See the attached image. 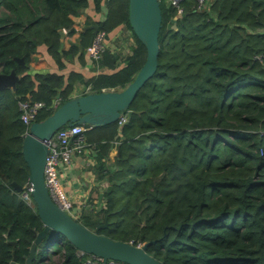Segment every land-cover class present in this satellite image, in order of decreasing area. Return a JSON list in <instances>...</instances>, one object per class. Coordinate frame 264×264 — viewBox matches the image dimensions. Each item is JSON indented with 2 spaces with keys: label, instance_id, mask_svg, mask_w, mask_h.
<instances>
[{
  "label": "trees",
  "instance_id": "16d2710c",
  "mask_svg": "<svg viewBox=\"0 0 264 264\" xmlns=\"http://www.w3.org/2000/svg\"><path fill=\"white\" fill-rule=\"evenodd\" d=\"M90 3L97 13L105 6L106 17L85 25L106 35L120 26L132 32L128 0H0V73L20 75L14 90L0 92V264H10L14 253L24 264L43 227L35 204L11 184L24 186L29 175L21 151L28 126L19 103L43 102L36 121L43 120L54 100L74 97L73 84L82 77L32 76L29 61L40 46L59 69L76 56L83 61L92 30L83 29L67 50L60 49V30L72 36V17ZM160 6L158 68L130 105L140 113L123 127L118 121L83 125L98 179L112 188L95 205V218L76 220L135 246L154 240L146 251L165 264H264V0H207L201 9L198 0H185L181 15L163 0ZM132 37L125 55L114 43L102 53L98 65L113 71L87 80L93 92L133 80L146 49ZM114 142L119 150L110 170ZM112 215L117 219L109 221ZM106 219L108 226L98 228ZM43 242L48 254L58 244L60 264H85L89 257L78 256L54 230ZM38 254L33 264L52 255L41 261Z\"/></svg>",
  "mask_w": 264,
  "mask_h": 264
},
{
  "label": "water",
  "instance_id": "95a60500",
  "mask_svg": "<svg viewBox=\"0 0 264 264\" xmlns=\"http://www.w3.org/2000/svg\"><path fill=\"white\" fill-rule=\"evenodd\" d=\"M128 22L132 32L146 49V59L133 80L122 89H104L100 92H90L69 98L61 103L51 115L43 120L33 121L23 137L21 151L29 169L27 184L31 186L32 200L43 225L39 232H35V239L31 243L24 264H33L36 253L44 247L43 239L51 230L62 234L77 251L101 258L103 264H107L108 261L126 264H165L146 251L149 244L155 243L154 240L139 247L88 229L54 202L44 179V168L49 151L47 141L57 130L74 124L100 127L114 123L121 115H125V121L121 124L123 127L130 121L132 114L140 113L130 109V105L139 90L153 77L158 68L159 32L162 27L160 0H128ZM83 28L92 30V36L98 32L97 25H86ZM92 39L93 37L90 43ZM63 44L64 34L60 30V49ZM16 60L23 63L22 58H16ZM19 80L20 76L13 69L9 73H0V92L6 89L14 90ZM118 150L119 148L116 152ZM11 184L18 192L22 190V185L16 182ZM111 188V185L104 188L100 183L98 206L102 201L104 191L109 192ZM107 226L106 219L105 223L99 225L98 228ZM12 244L15 245L16 242L12 241ZM10 264H19L15 261V253Z\"/></svg>",
  "mask_w": 264,
  "mask_h": 264
},
{
  "label": "crops",
  "instance_id": "0c3cea01",
  "mask_svg": "<svg viewBox=\"0 0 264 264\" xmlns=\"http://www.w3.org/2000/svg\"><path fill=\"white\" fill-rule=\"evenodd\" d=\"M106 12H107V8L105 6L102 7L100 12L98 13L95 12L93 5L90 3V5L86 10H84L77 16H73L72 19L76 22V17H79L78 19L82 21L80 26H82L83 28L84 26H86L84 23H86V20L88 18L93 21H99V20L102 21L106 17ZM61 30L63 32V29ZM63 34H64V44L62 50H67L71 42L77 41L78 35L76 34L72 36H67V34H65L64 32ZM106 36H108L106 37L107 45L110 48H114L113 47V43H114L116 46L115 51L117 53H120L121 55L122 54L125 55L127 52H129L128 47L132 43L133 37H132V32L126 26H120ZM83 54H84L83 61H80V59L76 56L73 62L70 63L65 61L64 68L59 69L56 63L53 61V59L47 54L46 48L44 46H40L37 52H34L31 56V60L29 61L28 64L29 73L32 76L34 73H57L59 75H63L65 80L68 79L70 73L79 74L82 77L75 79L71 96L83 95L86 93L93 92L91 88V84L86 83L87 80H89L91 77L96 76L101 72L110 73L113 70L106 66L104 67L99 66L98 63H96L90 58V56L85 50V47ZM117 64L120 65L119 67H122L121 60L118 61ZM26 96L30 97L31 95L27 94ZM57 97L59 98L60 96ZM116 144L117 143L114 142L112 148L109 150V159L111 161L110 163L113 162L111 158H114V156H116V148H117ZM86 150H87L86 153L81 154L83 155V157H81L80 161L73 159L71 165L65 166L60 172V174L64 177V184L62 185L67 184L68 186H73L78 188L79 191L78 193L75 194L68 193L72 197L71 198L68 195L72 201L75 199H80L83 201L86 200L91 201L94 198V196L95 195L98 196L99 193L101 180L98 179V173L95 171L94 160L92 159V155L94 154L93 147L90 144H88ZM65 191L67 193L66 189ZM82 193L84 194V196L80 195Z\"/></svg>",
  "mask_w": 264,
  "mask_h": 264
},
{
  "label": "built area",
  "instance_id": "2783aa9c",
  "mask_svg": "<svg viewBox=\"0 0 264 264\" xmlns=\"http://www.w3.org/2000/svg\"><path fill=\"white\" fill-rule=\"evenodd\" d=\"M166 4L174 7L176 9L177 15L183 13V3L185 0H163ZM207 0H198L197 9L205 7ZM210 2V1H209ZM210 6L208 5V8ZM75 22V21H74ZM76 23V22H75ZM75 33L73 35H79L83 30L82 26H75ZM63 32L67 34V30L63 29ZM68 36V35H67ZM106 34L104 32L98 31L92 39V42L86 47V52L90 58L96 63L100 59L102 53L108 48ZM61 104L60 99L53 101V108H57ZM20 107V119L29 128L33 121H36V117L41 108L44 107L43 102H32L23 101L19 103ZM126 116L121 115L118 123L121 125L125 121ZM86 128L80 124L66 125L59 130L47 141L49 148L46 163L44 168V179L48 187L49 194L58 206L67 212L73 218L79 216V212H74L72 209L73 201L66 193L62 183L59 180V174L65 166H70L72 163V154H84L86 153L87 145L84 143L85 136L84 131ZM28 131V129H27ZM27 133V132H26ZM31 186L26 183L22 186L21 198L27 203H32L31 196ZM137 246H142L141 244ZM78 256L86 255L79 251ZM88 259L85 264H103V260L98 257L88 255ZM108 263L113 264L114 261H108Z\"/></svg>",
  "mask_w": 264,
  "mask_h": 264
},
{
  "label": "rangeland",
  "instance_id": "374dc122",
  "mask_svg": "<svg viewBox=\"0 0 264 264\" xmlns=\"http://www.w3.org/2000/svg\"><path fill=\"white\" fill-rule=\"evenodd\" d=\"M208 1H210V2H212V0H208ZM163 6H164V3L162 2L161 3ZM2 10V8L0 7V11ZM79 17H76V23H75V26H77V27H79L80 26V24H81V20H79L78 19ZM78 19V20H77ZM170 26V25H169ZM168 26V24H167V29H171L172 27L173 28H175V24H173V26L172 27H169ZM84 143L86 144V145H88V142H87V140H86V138H85V141H84ZM116 154H117V152H116ZM90 156V155H89ZM81 157H83V155H81V154H72V159H76V160H78V161H80V159H81ZM112 159V161H114L115 160V156H114V158H111ZM110 166H109V169L110 170H113V168H114V166H113V164H109ZM59 180H60V182L62 183V184H64V177L61 175V174H59ZM101 185H103V187L104 188H106V186H108L106 183H105V180H102V182H101ZM64 187H65V189L67 190V194L68 193H71V194H75V193H78L79 191H78V188H76V187H73V186H68L67 184L66 185H63ZM18 195L21 197V193H18ZM69 195V194H68ZM80 195H82V196H84V194L82 193V194H80ZM70 196V195H69ZM71 197V196H70ZM97 195H95L94 196V198L91 200V201H88V200H86V201H83V200H80V199H75L76 200V202H75V200H73V206H72V209H73V211L74 212H79V217H78V219L81 221V222H84V220L86 219V218H95V205L97 204ZM72 198V197H71ZM80 201H82V202H80ZM85 202V203H84ZM101 203V202H100ZM103 203H104V201H103ZM29 206H31V207H34V203L32 202V203H27ZM97 206H98V204H97ZM97 218H99L98 220H103V215L101 216L100 215V217H99V215L97 216ZM115 219H117V217L116 216H114V215H112L110 218H109V221H113V220H115ZM54 241H56L55 239H54V237H52L51 238V241L49 242V244H51L52 242H54ZM47 242H46V244L44 245V247L42 248V249H40L39 250V254H38V256H39V258H40V260L41 261H43V260H45L46 259V257H47V255H51L52 253H47V247H48V245H49ZM57 248H58V244L57 243H54L53 245H52V248L50 249V251H54L53 252V254L51 255V256H49V258L46 260V261H43L42 262V264H60L61 263V261H62V259H63V252L62 251H59L58 252V250H57ZM88 259V258H87ZM87 259H85V260H87Z\"/></svg>",
  "mask_w": 264,
  "mask_h": 264
}]
</instances>
